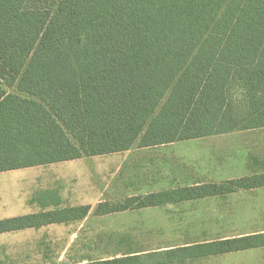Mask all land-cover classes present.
Masks as SVG:
<instances>
[{
	"label": "trees",
	"instance_id": "obj_1",
	"mask_svg": "<svg viewBox=\"0 0 264 264\" xmlns=\"http://www.w3.org/2000/svg\"><path fill=\"white\" fill-rule=\"evenodd\" d=\"M0 0V172L264 128V0ZM264 188V171L127 196L96 215ZM0 234L84 219L63 205ZM264 247V231L77 264H185Z\"/></svg>",
	"mask_w": 264,
	"mask_h": 264
},
{
	"label": "rangeland",
	"instance_id": "obj_2",
	"mask_svg": "<svg viewBox=\"0 0 264 264\" xmlns=\"http://www.w3.org/2000/svg\"><path fill=\"white\" fill-rule=\"evenodd\" d=\"M58 0H27L53 9ZM264 171V128L0 172V218L40 210L34 198L58 192L63 205L89 204L82 220L0 234V264H77L128 252L264 231V188L108 215L104 200L223 181ZM194 264H264V248Z\"/></svg>",
	"mask_w": 264,
	"mask_h": 264
},
{
	"label": "crops",
	"instance_id": "obj_3",
	"mask_svg": "<svg viewBox=\"0 0 264 264\" xmlns=\"http://www.w3.org/2000/svg\"><path fill=\"white\" fill-rule=\"evenodd\" d=\"M256 130V129H254ZM241 131H249V130H241ZM234 132H238V131H234ZM229 133H233V132H229ZM229 133H225V134H229ZM220 135H223V134H220ZM212 136H215V135H212ZM217 136V135H216ZM204 138V137H203ZM198 139H201V138H198ZM158 146H161V145H158ZM153 147H157V146H153ZM144 148H150V147H144ZM129 151V150H127ZM125 152V151H124ZM255 173H261V172H255ZM251 174H254V173H250V174H246V175H251ZM245 176V175H243ZM242 177V176H240ZM235 178H239V177H235ZM229 179H232V178H229ZM228 180V179H226ZM224 181V180H223ZM208 182H221V181H208ZM198 183H204V182H196L195 184H198ZM194 185V184H192ZM179 186H182V185H179ZM176 187V186H175ZM169 188H174V187H169ZM169 188H163V189H169ZM163 189H158V190H155V191H159V190H163ZM153 192V191H151ZM149 193V192H148ZM236 193V192H235ZM141 194H144V193H141ZM232 194V193H231ZM216 197V196H215ZM222 197V196H220ZM200 200V199H198ZM194 201V200H193ZM83 205V204H81ZM37 211H39L37 209ZM37 211H32V212H28V213H25V214H29V213H34V212H37ZM18 215H23L22 214H18ZM14 216H17V215H14ZM8 217H13V216H8ZM8 217H2V218H8ZM0 218V219H2ZM51 225V224H50ZM42 228V227H41ZM29 229H35V228H28V229H24V230H29ZM39 229V228H38ZM24 230H20V231H24ZM245 235V234H244ZM241 236V235H239ZM235 237V236H233ZM223 238H227V237H223ZM211 241V240H209ZM201 242H205V241H201ZM195 243H199V242H193V243H187L185 245H181V246H186V245H191V244H195ZM175 247H179V246H168V247H161V248H158V249H154V250H149V251H140L138 254H141V255H146L148 252H152V251H160V250H166V249H170V248H175ZM264 247H260V248H254V249H249V250H244V251H238V252H230V253H226V254H223V255H218V256H209V257H206V258H202V259H197V260H194V261H188L186 262L185 264H194L196 262H205V261H210L211 259H218V258H223L225 256H229V255H237V254H240V253H246L247 251H251V250H258V249H263Z\"/></svg>",
	"mask_w": 264,
	"mask_h": 264
}]
</instances>
